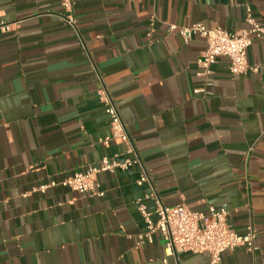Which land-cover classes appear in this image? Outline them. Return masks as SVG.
<instances>
[{
    "label": "crops",
    "instance_id": "1",
    "mask_svg": "<svg viewBox=\"0 0 264 264\" xmlns=\"http://www.w3.org/2000/svg\"><path fill=\"white\" fill-rule=\"evenodd\" d=\"M247 7L264 22V0H76L71 26L61 0H0V22H19L0 34V264H211L166 256L158 233L138 243L139 203L158 218L142 168L165 206L224 208L236 232L254 229L259 250H227L222 264H264V36L247 51L257 71L233 75L222 57L205 76V38L168 28L244 30ZM101 88L134 153L102 142ZM115 154L138 162L100 173L103 196L61 184Z\"/></svg>",
    "mask_w": 264,
    "mask_h": 264
},
{
    "label": "built area",
    "instance_id": "2",
    "mask_svg": "<svg viewBox=\"0 0 264 264\" xmlns=\"http://www.w3.org/2000/svg\"><path fill=\"white\" fill-rule=\"evenodd\" d=\"M75 2L76 0H61L64 10V20L71 26H75ZM246 22L248 28L240 31H229L222 27L208 28L203 23H194L189 26H178L169 24V31H177L184 42H188L194 35H199L206 40V48L202 51L198 63L202 68V74L208 75L212 65L219 58H227L230 61V72L233 75L246 74L250 71H257L258 68L250 65L247 59V51L251 46L253 38L264 36V22L260 23L250 7H247ZM155 19L149 23V34L155 28ZM16 23L0 22V34L14 29ZM102 101L105 104L106 112L111 118V134L103 139L104 144L114 141L118 144H125L127 153H134L130 135L122 120L117 105L107 90H99ZM118 154L111 157H103L95 166H89L85 170L75 171L66 177L61 184L72 191L86 194L103 196L99 174L102 172H115L116 170H127L138 158L127 157L124 160L118 159ZM138 184L148 183L150 193L148 197L155 200L156 221L151 218L144 204L139 203L138 209L143 215L147 230L139 235V244L143 241H152L153 235L158 233L164 242L166 256L176 255L180 252H193L197 254L207 253L210 256L211 264H222V255L227 250H234L237 247H244L248 251L259 250L257 233L251 226L247 227L245 233L240 234L228 223V211L224 208L209 207L207 212L192 210L186 204H179L173 207L165 206L156 189L153 187L145 168L137 180ZM54 184L53 182L49 185ZM48 185H42L40 190L44 191Z\"/></svg>",
    "mask_w": 264,
    "mask_h": 264
}]
</instances>
